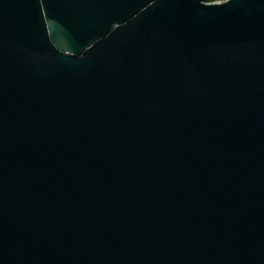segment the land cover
Returning a JSON list of instances; mask_svg holds the SVG:
<instances>
[{
    "label": "water",
    "instance_id": "obj_1",
    "mask_svg": "<svg viewBox=\"0 0 264 264\" xmlns=\"http://www.w3.org/2000/svg\"><path fill=\"white\" fill-rule=\"evenodd\" d=\"M0 264H264V0H0Z\"/></svg>",
    "mask_w": 264,
    "mask_h": 264
}]
</instances>
